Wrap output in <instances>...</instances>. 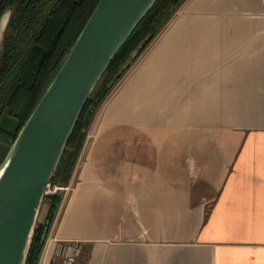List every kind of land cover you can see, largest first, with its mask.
<instances>
[{
	"label": "crops",
	"instance_id": "1",
	"mask_svg": "<svg viewBox=\"0 0 264 264\" xmlns=\"http://www.w3.org/2000/svg\"><path fill=\"white\" fill-rule=\"evenodd\" d=\"M69 186L39 264L63 239L84 241L77 264H264V0H186Z\"/></svg>",
	"mask_w": 264,
	"mask_h": 264
},
{
	"label": "trees",
	"instance_id": "2",
	"mask_svg": "<svg viewBox=\"0 0 264 264\" xmlns=\"http://www.w3.org/2000/svg\"><path fill=\"white\" fill-rule=\"evenodd\" d=\"M100 0H0L10 13L0 46V145H11L72 51ZM186 0H157L116 53L95 87L52 182L69 185L94 119L117 84ZM59 192V191H58ZM46 196L48 219L37 225L27 264H39L64 196ZM49 228L47 237H44Z\"/></svg>",
	"mask_w": 264,
	"mask_h": 264
},
{
	"label": "water",
	"instance_id": "3",
	"mask_svg": "<svg viewBox=\"0 0 264 264\" xmlns=\"http://www.w3.org/2000/svg\"><path fill=\"white\" fill-rule=\"evenodd\" d=\"M156 1L100 0L11 145L0 164V264H27L47 185L83 111L116 53ZM9 15L0 21V34ZM58 193L64 196L65 189Z\"/></svg>",
	"mask_w": 264,
	"mask_h": 264
},
{
	"label": "built area",
	"instance_id": "4",
	"mask_svg": "<svg viewBox=\"0 0 264 264\" xmlns=\"http://www.w3.org/2000/svg\"><path fill=\"white\" fill-rule=\"evenodd\" d=\"M69 185L61 186L54 182L47 185V195L55 194L60 189H69ZM84 251V241L80 239H63L60 241L55 258L61 259V264H77Z\"/></svg>",
	"mask_w": 264,
	"mask_h": 264
},
{
	"label": "rangeland",
	"instance_id": "5",
	"mask_svg": "<svg viewBox=\"0 0 264 264\" xmlns=\"http://www.w3.org/2000/svg\"><path fill=\"white\" fill-rule=\"evenodd\" d=\"M173 18H174V17H173ZM160 34H161V33H160ZM160 34H159V35H160ZM159 35H158V36H159ZM3 36H4V33H3V34H0V46L2 45V42H3ZM158 36H157V37H158ZM153 42H154V41H153ZM153 42H152V43H153ZM152 43H151V44H152ZM149 47H150V46H149ZM149 47H148V48L144 51V53H143V54L137 59V61L133 64V66L130 68V70L133 69V68H134V65L138 62V60H139L142 56H144L145 52L149 49ZM130 70H129V71H130ZM129 71L126 73V75H128ZM126 75H125L124 77H126ZM124 77H123V78H124ZM123 78H122V80H123ZM122 80H121V81H122ZM121 81H120V82H121ZM120 82H119V83H120ZM119 83H118V84H119ZM118 84H117V85H118ZM116 87H117V86H116ZM114 90H115V89H114ZM114 90H113V91H114ZM113 91H112V92H113ZM111 94H112V93H111ZM111 94H110V95H111ZM107 99H108V98H107ZM104 103H105V102H104ZM6 147H7V146L4 145V144L0 145V161L2 160L3 156L5 155Z\"/></svg>",
	"mask_w": 264,
	"mask_h": 264
}]
</instances>
